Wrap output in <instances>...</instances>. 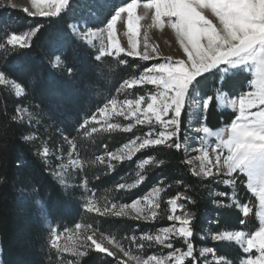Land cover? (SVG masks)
<instances>
[{
    "label": "rangeland",
    "instance_id": "rangeland-1",
    "mask_svg": "<svg viewBox=\"0 0 264 264\" xmlns=\"http://www.w3.org/2000/svg\"><path fill=\"white\" fill-rule=\"evenodd\" d=\"M13 2L17 4L18 7H0V15L7 11L8 13L11 12V15L14 16V20L10 22L9 25L12 27V30H18L19 28L18 12L23 13L29 18L41 17L30 16L23 10L24 8H28L30 11H35L31 5V0H13ZM78 2V17L77 20L73 22L77 25V30L85 31L91 28L93 31H96L98 28L103 27L106 20L113 14L115 7L130 2V0H79ZM140 2L142 5L144 0H140ZM4 3L7 4V0H4ZM74 4H76V2L70 0L68 7L74 6ZM137 14L143 15L142 7L137 10ZM124 15L126 16V14ZM210 18L215 20L214 17ZM16 23H18L17 27L14 26ZM150 24L151 13L149 12L138 24L136 36L138 52L143 51L144 33L147 32L148 42L156 45L164 56L171 55L175 58L178 55L180 58L186 59L176 41L175 33L171 28L167 26L163 29L149 27ZM24 31H19L17 34ZM126 31L127 29L124 22L118 20L115 38L116 42L125 49H127L128 41V37L125 35ZM69 32L76 42L91 49L96 57L99 56V49L102 44H108L106 32L102 37L98 36L92 38L91 43L78 38L70 27ZM12 33L13 32L10 31L6 36ZM5 38L6 37L0 40V42H4ZM111 50L113 53L112 55L102 56L99 59H107L106 66L110 68V70L117 69L118 66L124 68L126 66L125 59L136 61L139 65L143 66V68L137 71L138 69L136 67H132L123 73H117V82L113 86L108 87V89L106 87L99 88L96 93H94L97 94L96 99L91 98L90 95H85L90 86L88 81H83L80 86L76 84L68 86L66 88V100L69 101L67 102L69 103L68 109L65 107V99H60L57 107L50 111L49 119L45 124H43V121L39 118L38 113L34 114L26 107L20 106L16 110V121L28 129L25 135L33 138L25 141L32 144V148L45 171L52 176L62 193L64 195L69 193L72 194V200L79 209L77 221H75L70 228L63 227L59 229L57 226L51 225L47 217L43 218V226L49 229L48 244L53 250L58 252L56 248L51 246V241L55 236L60 237L57 239V244L61 246H64L66 243L69 245L90 244L91 241H89V237L95 236L96 240L101 241L105 247L110 248L113 252H117L120 259L127 260L128 264H137V260H128L127 257L123 256V253H120L117 248L113 247L112 244L109 243V237L114 238L125 249L131 251L133 256L139 259V264H147L149 256L160 259L162 264H167L169 261L170 264H175V261L171 260L169 257V253L173 252L175 255H179V253L174 252L176 248H179L181 251L187 250L183 238L171 235L169 241H166L165 244H160L155 242V240H142L141 237L145 235L155 237L160 232V229L172 227L174 224L176 227H179L178 221L168 220L169 215L184 216L190 214V227L192 229V214L185 205L186 202L191 204V201L185 199V194L180 193L172 198L177 201L175 212L172 211L173 206L168 203L170 199L160 204L159 196L153 194L159 207L151 208L152 211L156 212V216L147 220L135 219L134 214L128 216H114L113 212L115 210L112 208L114 204H131L136 200H141L143 203L144 197H148L149 194L153 192L154 188H159L158 186H154L140 197L134 198L132 195L136 188L146 179V169L150 163L144 165L143 168L140 167L143 160L148 159L142 158L143 154L150 148L164 146L165 144L140 149L135 152L131 158L125 156L123 160L112 159L109 156V153L119 155L122 150L126 153L127 150L124 149L125 144H129L130 141L137 140V138L142 139L150 132L154 134L159 130V125H154L150 129L148 124H136L135 120L132 118L125 119L123 116L108 115V113L101 114L99 112V109L103 108L105 104H108L109 101L113 99L117 100L118 103L128 99L135 100L140 96H144L145 99H147V97L156 90L155 86L149 84H133L130 87L125 86L121 88V85L124 80L131 81L133 79H138L145 68L150 67L152 64L163 62V57L158 56L155 59L143 61L139 56H129L126 52L117 54L115 49ZM121 61H123V63H121ZM51 66L57 70L62 67V63L60 60L59 63H57V57H55ZM82 66L83 68L80 73L89 71L86 62H82ZM233 72L235 74H233ZM237 74H244L247 76V79L244 80L240 88L232 93L221 87V81L224 82L223 77H214L206 74L211 83L214 78H217L216 88L209 91L210 96L213 97L215 101V113L230 115V120L227 123L222 124L218 129H212L213 131L227 127L231 120L239 115L238 101L240 95L252 91L251 80L255 79L254 70H232L227 75L228 77H232ZM7 89L15 98L19 99L24 95V93H21L17 96L14 90ZM75 89L77 90L74 91ZM194 95L197 101H199L202 94L196 92ZM208 97L203 95V98ZM216 97L219 98L217 99ZM234 101L236 102L235 106H233ZM61 106L63 109L60 108ZM143 107H146V105L142 104L141 108ZM38 109H40V107H38ZM60 110L62 114H58ZM209 111L210 109L205 110L202 107H198L197 104H194L191 109L186 107L182 116L181 130L178 134V138L181 142L180 149L186 156V163L192 175L204 184L205 193L210 204L209 209L203 211L201 214L203 223H200V230L195 237L192 235L189 239L193 243V255L199 260V264H242L243 261L249 258L254 259L260 254L255 249L251 250L249 253H245L243 249L246 245L242 242H216L211 239V236L221 231H243L245 237H247L252 231L258 229L261 217L257 216L256 213H264V208L260 207L258 198L247 189L246 177L237 176V183L235 187H233L232 185L225 186L218 182L223 178L216 175L205 178L193 174L194 171L199 170L201 165V161L197 159V157L202 155L200 149H205L212 161H215V154L212 153V148L216 146V138L206 136L203 132L197 131V128L202 125L208 126V120L214 119L215 113ZM253 111H255V109H253ZM63 112L67 114L64 115ZM93 114L96 115V120L91 119ZM76 119L79 120V123L74 125L73 122H76ZM85 119L89 120V125L85 126L88 130L87 135L84 129L80 128V124H82ZM111 124H119L121 127L109 129V125ZM128 124H131L132 128L129 131H124V127ZM91 126H95L97 131L91 132ZM69 140L72 141L71 144L68 143ZM45 148L48 150L47 157L39 154L42 153ZM135 158L139 159L135 160ZM148 160L150 161V159ZM74 161L75 163H73ZM204 163L207 164V161ZM121 166L125 167L123 177L104 183V180L113 176ZM57 172L59 173V177L56 175ZM141 176L143 179L137 183V180H139ZM61 178L64 180V184L60 183ZM98 179L103 182L104 186H98L96 184ZM119 184L132 185V187L120 189L118 187ZM218 191L226 192L227 196H217L216 193ZM218 200L222 202V206L217 205L216 201ZM87 201H89V203L85 206ZM243 204L249 206L250 211L247 216L243 214L241 208L237 207V205ZM180 205H183V207H180ZM37 206L38 209L42 208L40 204ZM242 220L244 223H241ZM53 228H56L58 233L54 232ZM66 229H70V231H66ZM133 237L136 238L135 241H133ZM197 240L200 243H198ZM169 242L173 244V249L166 247V244ZM58 254L65 260L66 264H68L69 261H73L75 264V259L77 258L73 257L69 252H58ZM110 258L116 262L115 258ZM153 264H155V261H153ZM185 264H192V258L185 257Z\"/></svg>",
    "mask_w": 264,
    "mask_h": 264
},
{
    "label": "snow or ice",
    "instance_id": "snow-or-ice-1",
    "mask_svg": "<svg viewBox=\"0 0 264 264\" xmlns=\"http://www.w3.org/2000/svg\"><path fill=\"white\" fill-rule=\"evenodd\" d=\"M69 4L70 0H31V5L35 11H30L28 8L23 10L30 16L57 17ZM5 6L18 7L13 0H7V4L4 3V0H0V7ZM141 7L143 15H138L137 10ZM149 12L151 13L149 27L163 29L167 26L171 28L186 59L180 58L178 55L175 58L171 55L164 56L156 45L148 42L147 32L144 33L143 51H137L138 24ZM210 17H214L215 20ZM118 20L123 21L127 29L125 33L128 37L127 49L122 48L116 42L115 31ZM69 27L78 38L89 43L92 42V38L102 37L105 32L107 33L108 44H102L99 49V56L96 57L97 60L102 56L112 55L111 49H115L117 54L126 52L129 56H139L143 61L155 59L158 56L163 57V62L145 68L138 79L124 80L121 85V88L130 87L133 84L155 86L156 90L147 99L140 96L135 100L128 99L119 103L113 99L99 109L101 114L108 113V115L123 116L125 119L132 118L136 124H148L150 129L154 125H159V130L154 134L150 132L142 139L137 138V140L125 144L126 153L123 150L119 155L109 153V156L116 160H123L125 156L131 158L140 149L154 145L165 144L169 148L174 147L179 150L181 142L178 134L181 130L185 108L191 109L194 104H197L198 107L207 110L210 107V101L213 99L211 96L203 98L201 95L197 101L194 95L200 91L199 86L202 81L207 79L206 74L223 77L226 80L227 74L232 70H254L255 79L251 80L252 91L240 95L238 101L239 115L232 119L227 127L217 131L203 125L197 128L198 132H203L209 137H215L217 143L212 148V153L215 154L214 162L205 149H200L202 155L197 159L201 161V165L199 170L194 171L193 174L205 178L216 175L223 178L218 182L233 187L237 183V176L246 177L247 189L258 198L260 207L264 208V0H144L142 5L140 0H130V2L115 7L113 14L106 20L103 27L96 31L91 28L78 31L75 23L70 24ZM38 30L39 26L19 34L7 35L4 42H0V49L8 51L6 45L12 46L13 49L17 47L27 48L30 46L29 41ZM59 60L60 57H57V63ZM67 70L69 73L73 71L71 67ZM233 74L235 73L233 72ZM27 75L28 78L22 86L21 80L16 75L6 67L0 66V85L14 90L19 96L26 91V88L34 89L40 73L38 70H31ZM221 87L223 88V81H221ZM142 104L146 107L141 108ZM235 104L234 101L233 106ZM12 119L15 120L16 117L14 116ZM91 119L96 120V115L93 114ZM86 125H89L88 119L80 124V128L84 129L87 135ZM119 127H121L119 124L109 125V129ZM131 128L132 125L128 124L124 127V131H129ZM96 131V127L91 126V132ZM23 138L25 140L33 139L28 135ZM68 143L71 144L72 141L69 140ZM39 154L47 157L48 150L45 148ZM205 161L207 164L204 163ZM149 163L148 159H144L140 167L143 168ZM56 175L59 177L58 172ZM142 179L141 176L137 183ZM60 183L64 184L62 178ZM118 187L124 189L130 188L132 185L119 184ZM161 191V188H154L148 197L143 198V203L141 200H136L131 204H114L112 206L115 210L113 215L128 216L134 214V218L138 220L154 218L156 212L152 211L151 208L159 207V205L153 194L159 196ZM216 195L226 197L227 193L218 191ZM185 199L191 200L190 197H185ZM37 203L40 204L41 201L37 200ZM88 203L89 201L86 202L85 206ZM168 203L173 206L172 211L175 212L177 201L170 199ZM216 203L218 206H222L221 201L218 200ZM237 207L242 209L245 216L248 215L250 209L247 204L237 205ZM256 215L261 217L259 227L247 237L243 231H221L213 234L211 239L216 242H242L246 245L243 249L245 253L255 249L260 254L254 259L249 258L243 261L242 264H264V213L257 212ZM168 220L178 221L179 227H176L175 224L172 227H164L155 237L145 235L141 239L155 240V242L165 244L171 235L183 238L187 250L181 251L176 248L174 252L179 253V255L170 252L169 257L175 261V264H185V257H191L192 264H199V260L193 255L194 246L189 239L193 235L190 227V214L184 216L169 215ZM241 223L244 221L242 220ZM53 231L58 233L56 228H53ZM66 231H70V229H66ZM59 238L55 236L51 241V246L56 248L59 253L69 252L73 257H76L75 264H79V258L85 257L90 250L115 258L116 264H128L127 260L120 259L117 252L105 247L101 241L96 240L95 236L89 237L90 244L69 245L66 243L64 246L57 244ZM108 239L113 247L123 253V256L127 257L128 260H137V264H139V259L134 257L131 251L125 249L114 238L108 237ZM132 239L135 241L136 238L133 237ZM166 247L173 249V244L169 242ZM153 261L155 264H162L160 259L152 256L148 257L147 264H153ZM68 264H74V262L69 261ZM167 264H170V261Z\"/></svg>",
    "mask_w": 264,
    "mask_h": 264
},
{
    "label": "trees",
    "instance_id": "trees-1",
    "mask_svg": "<svg viewBox=\"0 0 264 264\" xmlns=\"http://www.w3.org/2000/svg\"><path fill=\"white\" fill-rule=\"evenodd\" d=\"M73 1L76 4L62 11L57 17L29 18L18 12V30H12L9 26L14 20L11 12L6 11L0 15V40L10 31L18 33L39 26L36 35L29 41V47L13 49L12 46L6 45L8 51L0 49V66L6 67L16 75L21 80L22 86L31 70H38L40 73L34 89L26 88L23 97L19 99L15 98L6 87L0 85V178H3L0 179V261L2 264H66L58 252L49 246V229L43 226V218L47 217L51 225L60 229L72 227L79 215L72 194L62 193L52 176L45 171L32 144L23 138L28 129L16 119H12L16 117L17 108L22 106L34 114L38 113L45 124L49 119L50 111L57 107L60 99H65V107L68 109L69 101L66 100L68 86L75 84L80 86L83 81H88L90 86L85 95L96 99L97 94L94 93L99 88L108 89L117 82V73H123L132 67H136L137 71L143 68L138 62L125 59L124 68L118 66L117 69L110 70L106 66L107 59L97 60L91 49L76 42L69 32V25L78 17L79 0ZM17 24L14 26L17 27ZM55 57H60L62 63V67L57 70L51 66ZM82 62H86L89 67L86 73H80L83 68ZM69 67L73 70L71 73L67 70ZM246 79L247 76L244 74L228 77L223 82V88L230 93L235 92ZM210 83L207 77L202 81L199 86L200 91L197 93L210 96L209 91L216 88L217 78ZM209 109V112L215 113L214 99L211 100ZM58 114H62V111L60 110ZM229 120L230 115L215 113L214 119L208 120V126L215 130ZM73 123L77 125L79 120L76 119ZM143 157L150 159V164L146 169V179L133 192V197H140L154 186L162 189L159 194L160 204L180 193L190 197L191 204L186 202L185 205L192 214V231L195 237L200 230V223H203L201 214L209 209L210 204L204 184L192 175L185 154L181 149L164 145L148 149ZM124 170L125 167L121 166L113 176L105 179L104 183L123 177ZM96 184L104 186L99 179ZM37 200L41 201V209L37 208ZM79 264H116V262L106 255L90 250L85 257L79 258Z\"/></svg>",
    "mask_w": 264,
    "mask_h": 264
}]
</instances>
